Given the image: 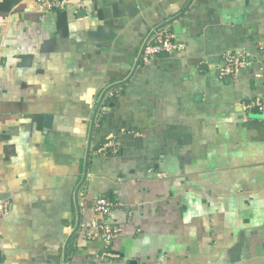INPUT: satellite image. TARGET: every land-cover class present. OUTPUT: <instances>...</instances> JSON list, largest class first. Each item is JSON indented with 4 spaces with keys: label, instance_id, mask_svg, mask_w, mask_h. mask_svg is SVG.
<instances>
[{
    "label": "crops",
    "instance_id": "obj_1",
    "mask_svg": "<svg viewBox=\"0 0 264 264\" xmlns=\"http://www.w3.org/2000/svg\"><path fill=\"white\" fill-rule=\"evenodd\" d=\"M62 1L0 0V264H264V0ZM183 11L106 93L78 211L101 93Z\"/></svg>",
    "mask_w": 264,
    "mask_h": 264
},
{
    "label": "built area",
    "instance_id": "obj_2",
    "mask_svg": "<svg viewBox=\"0 0 264 264\" xmlns=\"http://www.w3.org/2000/svg\"><path fill=\"white\" fill-rule=\"evenodd\" d=\"M42 11L61 8L63 6L62 0H38ZM43 17V16H41ZM185 44L178 39L172 33L166 31H156L154 34V42L146 45L142 59L148 62L151 58L162 53L182 52L185 49ZM221 64L218 65V75L222 79L237 80L240 72L244 69L248 63L246 54L243 51L238 52H226L222 58ZM264 110V106L260 105ZM107 197H99L96 199L94 209L98 214L103 215L105 218L110 215L114 206ZM100 230L106 241L111 240L119 232V228L103 222L100 224ZM120 254L104 249L100 257L102 259H116Z\"/></svg>",
    "mask_w": 264,
    "mask_h": 264
},
{
    "label": "water",
    "instance_id": "obj_3",
    "mask_svg": "<svg viewBox=\"0 0 264 264\" xmlns=\"http://www.w3.org/2000/svg\"><path fill=\"white\" fill-rule=\"evenodd\" d=\"M183 13H184V11L181 12L180 14H177V15L173 16L172 18H170V19L167 20L166 22H163L162 24H159L158 26H156V27L154 28V30L150 33V35L148 36V38L146 39V41L143 43V45H142V47H141V49H140V52H139V55H138L137 61H136L135 65H134V67H133V70H132L131 74H130L127 78H125L124 80H121V81H118V82H115V83L109 85V86H108L107 88H105V89L103 90V92L101 93V95H100V97H99V100H98V102H97V104H96V107H95V109H94V111H93V114H92V116H91V124H90V131H89V137H88L87 152H86V158H85V164H84V178L82 179V181H81V183H80V186L77 188V192H76V194H75V200H76V204H77V209H78V211H80V206H79V201H78V191H79L80 187L82 186V184H83V182H84V179L86 178V175H87V170H88V160H89V155H90V147H91L92 135H93V132H94V127H95V120H96L97 112H98V110H99V108H100V106H101V104H102V101H103V99H104L106 93H107L111 88H113V87H115V86H117V85H120V84H124V83H126L129 79H131V77H132V76L134 75V73L136 72V69H137V67H138V65H139V63H140V60H141V58H142V56H143V53H144V49H145L146 45L148 44V41H149V39L151 38V36L154 34V32L157 31V30H159L160 28H163V27H164L165 25H167L168 23L174 21V20L177 19L179 16H181ZM49 117H50V116H49ZM46 124H47V123H46ZM79 220H80V219H79ZM79 220H78V224H77V226H76L74 232H75V231L78 229V227H79V223H80ZM73 234H74V233H72V234L70 235V237L68 238V240H67V242H66V244H65V250H64V251H65V254H64V256H65V257H64L65 262H66V254H67V250H68V243H69L71 237L73 236Z\"/></svg>",
    "mask_w": 264,
    "mask_h": 264
}]
</instances>
